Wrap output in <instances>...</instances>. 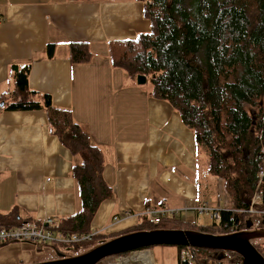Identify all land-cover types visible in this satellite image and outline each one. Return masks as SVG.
I'll return each instance as SVG.
<instances>
[{
  "label": "crops",
  "instance_id": "0c3cea01",
  "mask_svg": "<svg viewBox=\"0 0 264 264\" xmlns=\"http://www.w3.org/2000/svg\"><path fill=\"white\" fill-rule=\"evenodd\" d=\"M143 10L137 0H0V103L7 105L8 96H14L13 66L30 64L31 89L50 95L56 108L71 111L88 131L104 154V179L113 189L92 222V231L106 241L133 233L148 221L143 215L149 208L179 210L182 220L207 202L234 211L231 202V208L222 207L221 194L207 199L218 180L208 173L207 158L179 113L155 99L152 87L138 86L111 64L110 41L136 39L151 29ZM72 42L89 44L90 64H71ZM50 44L55 45L52 59ZM74 163L50 133L45 111H0L4 224L46 218L62 223L76 214L80 197ZM13 213L19 223L9 224L5 218ZM50 246L41 251L30 244L0 246V264L58 261Z\"/></svg>",
  "mask_w": 264,
  "mask_h": 264
},
{
  "label": "trees",
  "instance_id": "16d2710c",
  "mask_svg": "<svg viewBox=\"0 0 264 264\" xmlns=\"http://www.w3.org/2000/svg\"><path fill=\"white\" fill-rule=\"evenodd\" d=\"M137 1L144 5L143 15L152 32L110 41L111 64L132 80L146 76L152 96L167 101L179 113L193 131L197 148L206 151L208 173L216 177L217 189L229 198L234 211L223 210L219 222L206 226L176 217L164 219L153 229L145 221L131 234L158 230L222 236L237 232L245 218L237 211L249 207L258 173L264 168V0ZM54 53L55 45L50 44L49 59ZM69 60L73 65L90 64L89 44L70 43ZM31 70L30 64L13 66L14 100L3 109L47 113L50 133L75 159L73 177L80 197L79 211L61 223V230L91 233L100 207L113 196L104 179V154L71 111L56 108L50 95L31 89ZM260 191L264 196V181ZM5 219L9 224L19 223L15 213ZM107 242L101 240L98 248ZM52 247L58 260L66 259L67 248H74ZM190 250L195 263L179 264H218L222 253ZM229 252L236 264H242L239 254Z\"/></svg>",
  "mask_w": 264,
  "mask_h": 264
},
{
  "label": "built area",
  "instance_id": "2783aa9c",
  "mask_svg": "<svg viewBox=\"0 0 264 264\" xmlns=\"http://www.w3.org/2000/svg\"><path fill=\"white\" fill-rule=\"evenodd\" d=\"M263 181L264 168L258 173L257 189L254 196L252 197L249 207L246 210L237 211L239 215H242L252 222L255 219L264 221V196L260 191ZM261 204L263 205L259 207ZM222 211L223 210L217 208V206H210L208 202L193 209V212L197 216H201L203 214L208 215L211 221H219ZM181 214L182 212L179 210H173L167 206H161L157 208H149L143 216L146 217L152 225H158L161 224L164 219L178 218L181 216ZM117 219L118 217L115 218V220ZM98 237H100V233L95 231H92L88 234L66 233L61 230V223L57 222L53 218H46L42 222H28L23 223L20 226L8 227L6 224H4L0 215V244L3 245L30 244L37 247L38 245L48 246L58 244L67 247H75L86 242H91ZM190 249L191 248H187L188 251L182 250L179 253V259L181 263H195L194 256L190 252ZM140 257H144L146 260L143 263L135 262V264H154L150 254L146 251L115 256L106 259L99 264H134L131 262V260L138 259Z\"/></svg>",
  "mask_w": 264,
  "mask_h": 264
},
{
  "label": "water",
  "instance_id": "95a60500",
  "mask_svg": "<svg viewBox=\"0 0 264 264\" xmlns=\"http://www.w3.org/2000/svg\"><path fill=\"white\" fill-rule=\"evenodd\" d=\"M137 85L145 86L148 83L146 76L137 77ZM2 103L0 108H4ZM253 228L252 221L249 222L247 230ZM154 246H177L185 248H205L216 251H233L242 258V264H264V257L255 247L240 235L214 236L190 233L186 231H158L140 232L123 236L109 241L92 252L71 260H58L46 264H99L102 261Z\"/></svg>",
  "mask_w": 264,
  "mask_h": 264
},
{
  "label": "rangeland",
  "instance_id": "374dc122",
  "mask_svg": "<svg viewBox=\"0 0 264 264\" xmlns=\"http://www.w3.org/2000/svg\"><path fill=\"white\" fill-rule=\"evenodd\" d=\"M151 32H152V29H150L148 31L149 34ZM135 36H137V35H135ZM129 38H133V37H129ZM145 87H147V88L152 87V85L150 83H148V85H146ZM12 101H13V96L9 95L7 103L10 104ZM199 151L203 154V156L207 157L206 151L204 149H201ZM205 160H206V158H205ZM203 163H204V161H202V164ZM206 178H208V177L205 176V179ZM206 180H209V178ZM214 182H215V180L212 181L211 190L213 189ZM204 183L206 185V181H204ZM217 193L221 194L220 197L223 198L222 199L223 200L222 207L231 208L230 201H226V200H228V197H226L225 194L221 193L218 189L214 188L212 191V194H211L212 197L207 195L208 196L207 199L209 201L211 200V198H214V201L217 200V197H216V196H218ZM210 204H212L213 206L217 205L215 202L210 203ZM183 218H184L183 220L186 222L197 223L198 225L206 226V225H211L213 223V221H211L210 217L208 215H205V214H203L201 216H196L195 213L189 212L187 215L185 214ZM246 220H248V219H246ZM259 221H260L259 219H255L254 222H252L253 228L250 230H247L246 228L244 230L242 229V230H240L239 235L241 238L247 239L255 247V249L257 251H260L263 254L264 253V227L259 226ZM155 228H157V226L154 225L153 229H155ZM156 232H158V230H156ZM215 235L219 236L217 234H215ZM227 236H230V235H227ZM110 240L112 241L114 239H110ZM100 241H101L100 239H95L91 242H86L84 244H80L74 248H67L65 250L66 259H63V260L75 259V258L84 256V255L92 252L93 250L98 248ZM49 248L53 249L52 245ZM143 251H146L150 254L151 259L154 262V264H179V262H180L179 252L181 250H180V247H177V246H154L151 248L144 249ZM218 264H236V262H235L234 258L231 256L229 251H223L221 253L220 258L218 259Z\"/></svg>",
  "mask_w": 264,
  "mask_h": 264
},
{
  "label": "flooded vegetation",
  "instance_id": "af4514ba",
  "mask_svg": "<svg viewBox=\"0 0 264 264\" xmlns=\"http://www.w3.org/2000/svg\"><path fill=\"white\" fill-rule=\"evenodd\" d=\"M245 220H243V230L246 228L247 229V227H248V224H249V222H251V220H246V218H244ZM254 222V221H253ZM259 223H262V227H264V221H260ZM241 229V230H242ZM240 230L239 231H237V232H233V233H229V234H227V235H230L231 237L233 236V235H239L240 233ZM227 235H222V236H227Z\"/></svg>",
  "mask_w": 264,
  "mask_h": 264
},
{
  "label": "bare ground",
  "instance_id": "6f19581e",
  "mask_svg": "<svg viewBox=\"0 0 264 264\" xmlns=\"http://www.w3.org/2000/svg\"><path fill=\"white\" fill-rule=\"evenodd\" d=\"M146 259L144 257H140L138 259H132L131 262L135 264L136 263H143Z\"/></svg>",
  "mask_w": 264,
  "mask_h": 264
}]
</instances>
